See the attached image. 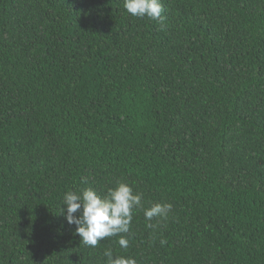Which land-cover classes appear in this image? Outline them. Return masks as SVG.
<instances>
[{"label":"trees","instance_id":"1","mask_svg":"<svg viewBox=\"0 0 264 264\" xmlns=\"http://www.w3.org/2000/svg\"><path fill=\"white\" fill-rule=\"evenodd\" d=\"M160 2L0 0V264H264V0ZM118 182L128 247L85 246L64 193Z\"/></svg>","mask_w":264,"mask_h":264},{"label":"clouds","instance_id":"2","mask_svg":"<svg viewBox=\"0 0 264 264\" xmlns=\"http://www.w3.org/2000/svg\"><path fill=\"white\" fill-rule=\"evenodd\" d=\"M124 10L136 18L147 17L153 21L164 20L163 6L160 0H123ZM63 208H60L69 225H75V232L85 246L96 247L98 243L107 238L120 235L118 244L126 249L129 240L123 233L130 231L133 211L143 208L142 194H134L133 189L124 182H118L110 188L104 197L94 189H82L79 192L67 191L63 195ZM60 204V205H61ZM170 203H156L143 209L148 227L154 217L167 218L171 211ZM165 241H161L163 244ZM106 264H137L134 258L113 256L111 249L104 250Z\"/></svg>","mask_w":264,"mask_h":264}]
</instances>
